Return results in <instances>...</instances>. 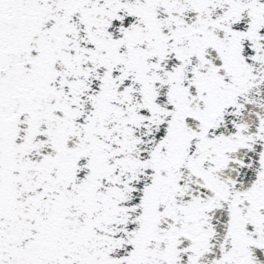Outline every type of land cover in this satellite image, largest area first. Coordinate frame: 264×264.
Masks as SVG:
<instances>
[{
  "label": "snow or ice",
  "instance_id": "snow-or-ice-1",
  "mask_svg": "<svg viewBox=\"0 0 264 264\" xmlns=\"http://www.w3.org/2000/svg\"><path fill=\"white\" fill-rule=\"evenodd\" d=\"M0 264H264V0H0Z\"/></svg>",
  "mask_w": 264,
  "mask_h": 264
}]
</instances>
